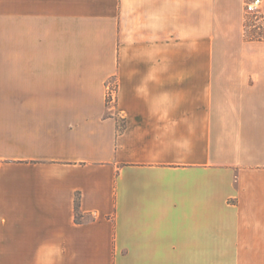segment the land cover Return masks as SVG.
Wrapping results in <instances>:
<instances>
[{
	"label": "crops",
	"instance_id": "obj_1",
	"mask_svg": "<svg viewBox=\"0 0 264 264\" xmlns=\"http://www.w3.org/2000/svg\"><path fill=\"white\" fill-rule=\"evenodd\" d=\"M246 1L0 0V264H264Z\"/></svg>",
	"mask_w": 264,
	"mask_h": 264
},
{
	"label": "built area",
	"instance_id": "obj_2",
	"mask_svg": "<svg viewBox=\"0 0 264 264\" xmlns=\"http://www.w3.org/2000/svg\"><path fill=\"white\" fill-rule=\"evenodd\" d=\"M261 0H247L245 3V12L251 16L253 20L252 27L257 29H262L263 15L260 12ZM109 95L111 99L114 97V87L112 85L108 86Z\"/></svg>",
	"mask_w": 264,
	"mask_h": 264
},
{
	"label": "rangeland",
	"instance_id": "obj_3",
	"mask_svg": "<svg viewBox=\"0 0 264 264\" xmlns=\"http://www.w3.org/2000/svg\"><path fill=\"white\" fill-rule=\"evenodd\" d=\"M246 23H247L248 26H252V24H253V20L247 21ZM253 29L255 30V34H254V36H257V37L262 36V29H260V30L257 29V28H253ZM114 90H115V89H114ZM108 93H109V90L107 89V92H106V96H107V98H108L109 100L114 99V97L111 99V97H110V95H109Z\"/></svg>",
	"mask_w": 264,
	"mask_h": 264
}]
</instances>
